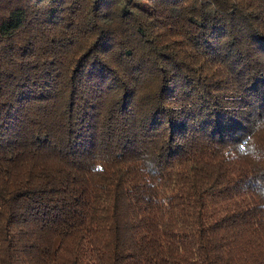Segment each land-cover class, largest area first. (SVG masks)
<instances>
[{"label":"trees","instance_id":"obj_1","mask_svg":"<svg viewBox=\"0 0 264 264\" xmlns=\"http://www.w3.org/2000/svg\"><path fill=\"white\" fill-rule=\"evenodd\" d=\"M260 118L264 0H0V264H264Z\"/></svg>","mask_w":264,"mask_h":264},{"label":"clouds","instance_id":"obj_2","mask_svg":"<svg viewBox=\"0 0 264 264\" xmlns=\"http://www.w3.org/2000/svg\"><path fill=\"white\" fill-rule=\"evenodd\" d=\"M253 119H256L254 116ZM256 134H264V118L257 119V122L253 125L251 131L246 133L244 137H242L240 142L248 141L245 144V150L247 155L257 163L264 161V152H260L257 150V147L254 142V136Z\"/></svg>","mask_w":264,"mask_h":264}]
</instances>
